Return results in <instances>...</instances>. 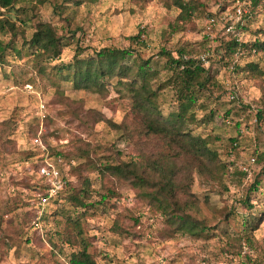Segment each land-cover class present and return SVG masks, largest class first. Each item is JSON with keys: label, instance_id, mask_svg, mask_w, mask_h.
<instances>
[{"label": "rangeland", "instance_id": "obj_1", "mask_svg": "<svg viewBox=\"0 0 264 264\" xmlns=\"http://www.w3.org/2000/svg\"><path fill=\"white\" fill-rule=\"evenodd\" d=\"M197 1L205 6V16L223 6L229 13L233 4L232 0ZM57 3L44 0L38 5L28 0L15 5L18 13L0 10V18L8 15L24 19L25 40L39 21L49 22L65 39L73 34L75 40L84 33L87 41L81 47L82 56L103 47L126 49L128 38L144 27L143 42L132 47L157 74L152 89L170 75L164 58L156 55L161 48L174 50L183 45L193 57L208 51L204 66L214 78L209 91L199 94L192 110L196 123L186 127L218 154L225 171L206 182L194 171L191 173L190 192L196 205L190 215L206 226L204 234L194 239L170 232L163 215L150 212L127 185L102 179L93 169L97 160L105 156L99 154L104 149H117L122 159L134 156V146L106 124L107 120L118 124L126 118L131 109L129 94L116 86L115 80L106 83L99 93L74 91L68 83L46 79L35 70L21 39L1 27L0 44L9 46L3 54L4 63H0V123L10 120L3 140L13 144H2L0 148V264H65L71 250L59 244V235L73 231L79 211L64 198L72 187L80 186L83 178L89 183L93 208L79 223L95 264H264V218L254 232L242 225L244 217L264 216V121L256 122L254 117L256 108H264V54L257 61L262 75L248 70L250 58L245 56L237 61L234 70L219 61L217 43L204 36V18L192 16L189 22L178 10L164 8L160 0H98L78 7L68 26L63 15L58 16L54 10ZM254 12L249 32L243 38L253 39L247 35L264 29V0L254 7ZM170 25L176 33L170 32ZM63 43L60 58L46 67L45 73L51 72V66L69 63L74 41ZM230 90L235 92L233 99L229 98ZM151 105L164 117L174 113L172 90L156 92ZM201 119L203 123L198 121ZM38 129L45 148L61 155L68 183L62 199L43 207L44 218L34 222L31 209L41 190H33L35 179L29 177L39 156L30 139ZM228 140H235L232 147ZM83 143L95 150L88 159L75 151ZM27 153L32 156L25 157ZM70 167H74L72 174L67 172ZM256 181L259 186L255 193ZM111 187L114 195L104 206L96 205L99 196ZM118 214L125 216L123 226L130 224L128 215L138 218L141 224L129 227L127 233H114L110 228Z\"/></svg>", "mask_w": 264, "mask_h": 264}, {"label": "trees", "instance_id": "obj_2", "mask_svg": "<svg viewBox=\"0 0 264 264\" xmlns=\"http://www.w3.org/2000/svg\"><path fill=\"white\" fill-rule=\"evenodd\" d=\"M28 0H0V10L5 12L14 11L18 13L15 5L26 3ZM38 5H42L44 0H30ZM54 6L57 15L62 16L67 26L76 15V9L81 5L94 4L98 0H57ZM164 8L176 9L179 15L187 21L194 16L206 20L208 16H220L226 10V6L219 7V10L205 16V6L197 0H160ZM234 0H232L233 2ZM261 0H249L247 15L243 16L241 22L236 26L241 38L236 41L230 35L219 30L210 41L217 44V54L219 61L223 64L237 68V61L245 56L250 58L246 65L248 70L255 74L262 75L258 70L257 61L264 54V29L250 32L251 38H243V34L249 32V24L255 16L254 7L259 5ZM3 13V12H2ZM252 19V20H251ZM190 22V21H189ZM18 23V24H17ZM204 25V26H205ZM25 20L13 18L6 15L0 18V28L3 27L10 36H18L21 39L22 47H25L33 61L35 70L48 80L63 81L70 84L74 91L102 92L106 83L115 80L116 86H120L129 94L131 109L126 118L118 124L109 120L106 124L113 131L120 134L125 141L134 146V156L122 159V154L117 149H104L101 153L103 158H99L93 169L100 178H106L118 184L127 185L136 195L137 199L143 203L150 212H159L163 215V223L172 233L187 234L194 239L200 238L206 226L190 215V211L195 208L196 199L190 192L191 173L194 171L201 181L213 180L214 175L225 171V164L218 158V154L211 150L208 144L199 136L193 135L186 127V124H195L194 110L199 94L209 91V85L214 76L209 68L202 65L197 56L187 54L183 45L168 50L161 48L157 56L164 58L169 77L159 83L154 89L151 83L156 78V73L150 70L149 61H142L136 55L132 47L143 42L145 28L137 29V34L129 37V46L126 49L103 47L93 51L91 55L82 56L84 42L87 36L79 34L75 40L73 34L68 38H63L57 34L53 25L49 22L39 21L33 26V31L28 40L24 38ZM170 32L176 33L173 26H169ZM205 28V27H204ZM247 34V33H246ZM72 43L74 41V53L68 64L51 66L50 73H45V68L52 62L58 60L63 50L64 41ZM9 44H0V63H4L3 54ZM216 50V49H215ZM205 53L208 54V51ZM165 88L172 90L176 111L162 116L160 112L151 105V101L156 97V92ZM213 114L209 112L208 117ZM254 117L256 122L264 121V108H256ZM204 122V120H198ZM11 125L6 119L0 123V148L13 144L5 141L4 136ZM37 133L35 130L31 137ZM42 136V134H41ZM40 136V138H42ZM229 144H234L235 140H228ZM75 151L88 159L95 150L88 144H81ZM48 156L56 155L50 148L46 147ZM74 151V148L71 151ZM32 154L27 153L25 157ZM42 164L39 160L34 166V172L29 176L33 181V190H42L45 187L43 181L37 175V167ZM74 167H70L68 174H72ZM9 180V178H8ZM64 187L61 193L50 203L56 204L68 181L63 174ZM258 181L254 183V192H257ZM106 194L100 195L96 202L98 206H104L108 198L114 195L113 188L105 189ZM41 193V191L39 192ZM65 201L78 210L77 218L73 221L74 229L71 233L59 235V244L65 245L71 251L65 258V264H95L92 255L87 251L86 240L80 226V220L92 211L91 195L89 183L86 178L78 188H71V192L65 196ZM46 205V206H47ZM31 219L38 217L36 209H32ZM124 215H117L110 230L114 233H126L129 227L141 224L138 218L128 215L129 226L122 225ZM44 218V213L39 215L40 222ZM264 216L244 217L242 225L248 227L250 232L258 229ZM131 225V226H130ZM250 234V233H249ZM246 234V235H249ZM245 242L249 238L245 237ZM55 249L54 244H51Z\"/></svg>", "mask_w": 264, "mask_h": 264}, {"label": "built area", "instance_id": "obj_3", "mask_svg": "<svg viewBox=\"0 0 264 264\" xmlns=\"http://www.w3.org/2000/svg\"><path fill=\"white\" fill-rule=\"evenodd\" d=\"M248 7L249 0H234L229 13L224 12L220 16H208L203 32L204 36L208 40H211L213 35L222 29L224 34L230 35L238 41L240 39V34L236 26L241 22L242 17L247 15ZM207 55L208 54L204 52L197 56L202 65L206 64ZM228 95L230 99H233L235 97V92L230 90ZM40 117L43 118L42 115H40ZM41 134V129H38L36 135L30 139L31 146L39 153L36 161L42 160V164L38 166L36 170L38 177L45 184L41 193L35 195V209L38 217L42 212V208L45 207L49 201L55 200L64 187L62 172L64 170V164L61 161V155L56 154L48 156L47 148H45L40 140ZM50 158L52 160H50ZM37 162L35 164H37ZM250 162H253V159H250ZM242 170L246 171L243 168ZM38 217L35 218V221L38 220Z\"/></svg>", "mask_w": 264, "mask_h": 264}]
</instances>
